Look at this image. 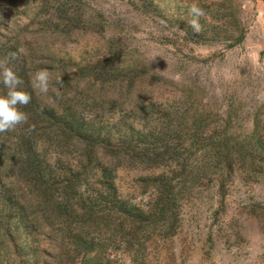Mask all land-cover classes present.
I'll use <instances>...</instances> for the list:
<instances>
[{"label": "rangeland", "instance_id": "rangeland-1", "mask_svg": "<svg viewBox=\"0 0 264 264\" xmlns=\"http://www.w3.org/2000/svg\"><path fill=\"white\" fill-rule=\"evenodd\" d=\"M9 52L0 264H264V0H0Z\"/></svg>", "mask_w": 264, "mask_h": 264}, {"label": "clouds", "instance_id": "clouds-1", "mask_svg": "<svg viewBox=\"0 0 264 264\" xmlns=\"http://www.w3.org/2000/svg\"><path fill=\"white\" fill-rule=\"evenodd\" d=\"M198 11L192 8L193 13ZM17 58L15 52H9L0 59V83L7 89L5 95H0V133L12 131L28 121V114L21 110V106L26 107L31 102V94L22 89L23 79L11 66ZM49 78L50 73L46 69L37 70L32 77L34 90L47 93Z\"/></svg>", "mask_w": 264, "mask_h": 264}, {"label": "trees", "instance_id": "trees-1", "mask_svg": "<svg viewBox=\"0 0 264 264\" xmlns=\"http://www.w3.org/2000/svg\"><path fill=\"white\" fill-rule=\"evenodd\" d=\"M26 145H27V143H26ZM28 157H30L29 155H28ZM19 162V161H18Z\"/></svg>", "mask_w": 264, "mask_h": 264}]
</instances>
